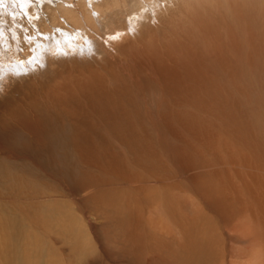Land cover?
<instances>
[{"label": "rangeland", "instance_id": "374dc122", "mask_svg": "<svg viewBox=\"0 0 264 264\" xmlns=\"http://www.w3.org/2000/svg\"><path fill=\"white\" fill-rule=\"evenodd\" d=\"M81 1L32 0L18 16L24 21L7 9L0 20L16 22V32L11 25L14 44L2 52L18 50L23 60L39 54L27 43L30 34L45 31L53 10L81 8ZM102 1L87 2L88 10ZM137 1L138 9L130 2L133 9L122 16L140 23L138 31L128 39L119 31L118 49L105 41L112 54L105 59L81 61L78 47L89 45L82 39L59 45L64 57L58 50L55 57L64 63L55 71H45L48 58L42 65L33 55L25 67L0 74V93L9 98L19 79L45 71L23 88L50 98L55 112L72 121L62 155L32 144L21 130L6 140L0 135V155L29 168L0 194L9 216L0 252L14 244V255L7 261L0 255L1 264L23 256L27 262L17 264H264V0ZM41 5L51 8L44 14ZM35 6L44 17L37 27L29 15ZM69 24L66 32L78 30ZM41 33L32 42L47 39L46 56L56 44ZM18 107L28 108L23 100ZM7 116L13 121L17 114ZM23 118L21 129H29Z\"/></svg>", "mask_w": 264, "mask_h": 264}, {"label": "bare ground", "instance_id": "6f19581e", "mask_svg": "<svg viewBox=\"0 0 264 264\" xmlns=\"http://www.w3.org/2000/svg\"><path fill=\"white\" fill-rule=\"evenodd\" d=\"M10 1H13L14 2V4L16 5L17 3H19L20 5H21V10H17V8H18V6L16 7V9H14V10H12L11 8H13V7H11V5L9 6L8 4H7V2H10ZM40 1V3H42V2H44L45 3V1L46 0H39ZM67 1V0H66ZM93 0H91V2H92ZM137 1V0H136ZM150 0H143V2L145 3V2H149ZM154 1V0H153ZM156 2H160V0H155ZM204 1H206V0H204ZM203 1V2H204ZM216 1V0H215ZM213 2V3H216V2ZM225 1V0H224ZM227 1V0H226ZM229 1V0H228ZM231 2H234V3H236V0H230ZM87 2H90V1H81V3L79 4L80 6H81V8L79 7V6H76V8L75 7H73L72 5H74V4H72L71 6H72V9H69V8H71V6L69 7V8H65L64 10H62V11H60V10H53V14H51L50 15V17H51V24H49V25H46L45 24V21H43L44 20V17L42 16V15H40L39 13H38V8L35 6V9L33 8L32 10L34 11H36L37 13H35V14H32L33 12H31V11H29V15L31 16V20H32V25H34L35 27H37L38 25L40 26V23L43 21V23H42V26L44 27V28H46L45 29V31H38L37 33H29L30 35H31V39H28V41H27V43L28 42H31L30 43V48H38V50H41L42 51V45H41V43H43L44 45L46 44V41H47V39H46V41L44 40V39H41V40H39V39H37L35 42H32V38H34V37H36V38H39V33H41V32H43V33H41V34H44V38H45V35H51L50 37H51V39H49V37H46V38H48L49 40H48V42L50 43V44H58L57 45V47H56V45H55V47L57 48V49H55V47L54 48H51V50H50V52H49V54L48 55H42L41 53V51H39L40 53L38 54V52H36L37 50L35 49V54L33 53L34 52V49H33V52H30L29 51V53H33V55H34V57H36L37 59H40V61H41V63H42V65L43 64H45L46 62H45V60L43 59V58H45V59H47L46 61H48L49 63H50V65H48V64H46V65H48L47 67L48 68H46L45 66V68H46V72H47V70L48 71H55V69H56V67H57V65H60V66H62V64L64 63V61L62 62L61 60H63L62 59V57H64L62 54H61V51H59L58 50V48H62V47H60L59 45H61L62 43H65V45L64 44H62V45H64V46H69L71 43H75V45L74 46H77V44H76V42H77V40H79V41H81L82 39L83 40H85L86 39V42L87 43H89V45L87 46L86 44H84V42H82L83 44L80 46L79 45V47H78V50H79V57H81V61H85L86 62V60H84V59H88V58H85L86 56H91L92 58L95 56L96 58H98V56H101L102 55V59H105V57H108L109 56V53H110V55H112L111 54V52H109V51H107L105 48V41H108L110 44H116L117 46L119 45V43L117 42V39L118 38H122V35H123V38L122 39H124V38H127L128 39V37L129 36H131L129 33H133L134 34V31L135 30H137V28H138V26L140 25V23H139V25L137 24L136 25V23L137 22H135V20L132 18L131 19V21H130V19L128 18V20H126L125 21V18H126V16L124 17V16H122V14L123 13H125V12H127V10H129L130 12H131V10L133 9V5H135V4H129L130 2L131 3H136V2H132V0L129 2V0H128V2H127V0H103L102 2H97V3H95V4H92V7H93V11H90V10H88V7H87ZM90 2V3H91ZM138 2V1H137ZM199 2V1H198ZM197 2V3H198ZM210 2H212L211 0H210ZM209 2V3H210ZM222 2H223V0H222ZM238 2V1H237ZM30 3H32V0H0V17H1V15L2 16H4L3 14H5V12L7 11V9H10L11 10V16H13V17H18V16H20V17H22V15L24 16V13L23 12H25V11H27L29 8V6H30ZM71 4V3H70ZM69 4V5H70ZM137 5H136V7L138 6V3H136ZM199 4V3H198ZM212 4V3H211ZM211 4H210V6H211ZM217 4V3H216ZM33 6V5H32ZM42 6V5H41ZM52 6V5H51ZM62 6H63V4H59L57 7H59V8H62ZM190 6H192V5H190ZM208 6V5H207ZM214 6H216V5H214ZM232 6H234L235 7V5H232ZM9 7V8H8ZM66 7V6H65ZM80 9H79V8ZM135 7V6H134ZM135 7V8H136ZM195 7V6H194ZM49 8H51V7H49V6H47V5H45L44 7L42 6V10H43V13L44 14H46V12H47V10L49 9ZM53 8V7H52ZM201 8V7H200ZM203 8V7H202ZM201 8V9H202ZM27 9V10H26ZM55 9V8H54ZM136 9H138V7L136 8ZM40 10V9H39ZM140 11V10H139ZM50 12V11H49ZM93 12H95V14H96V17H94L93 16ZM134 12V11H133ZM2 13V14H1ZM52 13V12H51ZM138 13V12H137ZM10 14H8V13H6V15L9 17L10 16ZM139 14V13H138ZM132 14H130L129 15V17L131 16ZM134 15V14H133ZM45 17H46V15H44ZM123 18H122V17ZM127 16H128V12H127ZM25 17V16H24ZM36 17L37 18H39L38 20V23H35L36 21L34 20V19H36ZM13 19V18H12ZM18 19L20 20V18L18 17ZM17 19V20H18ZM48 19V18H47ZM124 19V20H123ZM127 19V18H126ZM9 20V19H8ZM25 20V18H21V20L20 21H24ZM64 21H66L68 24H69V22H70V24L72 23V29L73 28H75V27H77L78 28V30H76V29H73V31H75L74 33H71V34H69L68 32H66V30L67 31H69L68 29H70V28H65V27H69L67 24H65V25H67V26H65L64 25ZM137 21V20H136ZM11 22H13V21H11ZM28 22V21H27ZM47 22V21H46ZM124 24H126V26L125 27H123L122 26V24L123 23ZM16 23V22H15ZM15 23H10V21H2V20H0V48H1V51H0V74L3 72V71H7V70H10L11 68H18V70H19V65H20V63L22 62V65L21 66H26V64H25V62L24 61H26V60H28V61H31V62H33V59H34V57H32L33 55L31 54H27L26 52H25V54H26V56L28 55H30L29 57H27L26 59H22V57H18V55L20 54V53H17L18 52V50H16V51H14L13 53H12V55L11 54H9V57H8V55H6V54H4L3 52H2V50L4 49V50H7L8 49V47H9V42H12L13 40H11L10 41V38H11V36H12V33H10V32H8V29L9 30H11L10 29V26L11 25H15ZM127 23H128V25H127ZM131 23H135V25H133V24H131ZM8 26H7V25ZM30 24V23H29ZM69 24V25H70ZM123 24V25H124ZM130 25V26H129ZM65 26V27H64ZM70 26V27H71ZM6 29H5V28ZM15 27V26H14ZM13 27V28H14ZM51 27H53V28H60V29H62V27H63V31H61V32H53L52 31V28ZM126 27H127V29H126ZM40 28V27H39ZM59 29V30H60ZM139 29V28H138ZM19 30H20V28H19ZM29 30V29H28ZM34 30V29H33ZM71 30V29H70ZM13 31H15L16 32V27L13 29ZM119 31H124L125 33L124 34H122V35H120V34H118V32ZM127 31H128V33H127ZM138 31V30H137ZM136 31V32H137ZM15 32H13V34L14 35H16L17 36V33H15ZM18 32V31H17ZM70 32V31H69ZM59 33H61L62 35H65V36H62V37H60L59 39H57L58 38V36H59ZM82 33H83V35H82ZM85 33V34H84ZM22 32L19 34V36H20V40H21V42L22 43H24V42H26V41H24L23 40V37H22ZM52 34H53V37H52ZM26 35V34H25ZM25 37V36H24ZM26 37H28V35L26 36ZM69 37H74V38H69ZM13 38V37H12ZM43 38V37H42ZM25 39V38H24ZM55 40V41H54ZM89 40H91V41H89ZM116 41V42H115ZM13 43V42H12ZM48 43V44H49ZM67 43L69 44V45H67ZM81 43V42H80ZM91 43H93V44H96V47L94 48V45L93 44H91ZM14 44V43H13ZM38 44V46H34V45H37ZM79 44V43H78ZM44 45H43V47H44ZM61 45V46H62ZM24 46L26 47V49L28 48L27 46H26V44L24 43ZM59 46V47H58ZM120 46V45H119ZM119 46L117 47V49L119 48ZM14 47V46H13ZM18 47V46H17ZM45 48V47H44ZM68 48V47H67ZM69 48H71V47H69ZM69 48H68V50H69ZM73 48V47H72ZM83 49V50H81V49ZM24 49V48H23ZM29 49V48H28ZM27 49V50H28ZM46 49H47V47H46ZM64 49H66L65 47H63V50ZM85 49H89L90 51H88V52H86L85 51ZM27 50H25L24 49V51H27ZM56 50H58L59 52H60V54L62 55V57H61V59H59L60 58V56L61 55H58L59 56V58H56L55 56L57 55L56 54ZM62 50V49H61ZM62 50V51H63ZM71 50V49H70ZM69 50V51H70ZM78 50L76 49V50H74V49H72V51H77L78 52ZM10 52H12V49H10L9 50ZM46 51V50H45ZM117 52H118V50H116ZM9 52V53H10ZM20 52V51H19ZM23 52V51H22ZM77 52H75V53H77ZM80 52H82V54L80 53ZM94 54L93 56H92V53ZM115 52V51H114ZM7 53H8V51H7ZM47 53V52H46ZM62 53H64V51L62 52ZM67 53H68V51H67ZM91 53V54H90ZM18 54V55H17ZM23 54V53H22ZM37 54H38V56H37ZM80 54H81V56H80ZM65 55V54H64ZM69 56H70V53L68 54ZM73 55V53L71 52V56ZM78 55V54H77ZM76 55V56H77ZM20 56V55H19ZM25 56V55H24ZM57 56V57H58ZM75 56V55H74ZM84 58H83V57ZM66 57V56H65ZM91 57H89V58H91ZM24 58V57H23ZM35 58V59H36ZM82 58H83V60H82ZM18 59H19V61H18ZM42 59V60H41ZM90 60H93V61H96V59L95 58H93V59H90ZM35 61V60H34ZM27 62V61H26ZM39 62V61H38ZM106 62V61H105ZM30 63V62H29ZM11 65V67L10 68H7V66L8 65ZM31 64V63H30ZM39 64H40V62H39ZM41 65V64H40ZM13 66V67H12ZM9 67V66H8ZM63 67V66H62ZM17 70V69H16ZM45 71H43L44 72V74H45ZM42 72V73H43ZM10 73V71L9 72H7L5 75H7V74H9ZM40 74V76L42 75V77L41 78H43V74ZM50 73V72H49ZM49 75V74H48ZM2 76V75H1ZM0 76V77H1ZM40 76L39 77H36V76H31V77H29V78H23V79H19L18 80V82L17 83H15L14 84V86H13V88H12V90L10 91L11 93H12V95H11V97H9L8 98V95L7 96H5V94H6V92L5 93H0V135H1V137L4 139L5 138V140L8 138V136H10L11 138H12V134H17V133H19V131L21 130L23 133H25V134H27V135H29V138H28V140H31V142H32V144L34 143V142H36V141H41L42 143H43V145L45 146L46 144H48V146L50 147V149H48V152H49V150L51 151H53V152H55L56 154H64L65 152H69V151H67L66 149L68 148V146H69V144H67V138L69 139V140H71V130H72V121H71V119H66V118H63L64 117V115H62L63 117H61V116H59L60 114H57L56 112H55V108L53 107V102H52V100L50 99V98H48L49 100L47 101V102H44V101H42L40 98H37L36 96H35V90H33V91H30V92H27V91H25L26 90V88H23V84H25L24 83V81L25 82H32L33 81V83L35 82L34 81V79L36 80V79H38V78H40ZM45 76V75H44ZM50 76V75H49ZM48 76V77H49ZM142 77V76H141ZM4 80H6V79H4ZM6 82V81H5ZM28 84V83H27ZM9 85V84H8ZM7 85V86H8ZM29 85V84H28ZM27 86V85H26ZM8 89H10V85H9V88ZM30 90V89H29ZM32 90V89H31ZM20 96H22V98L21 99H17L16 97H20ZM35 99L37 100V102H35ZM71 99V98H70ZM22 100H23V103L28 107L26 110H25V112L24 113H19L18 111H20L21 110V108H19L18 107V104H20L21 102H22ZM10 103H12L11 105H10ZM62 103V102H61ZM111 109V108H110ZM9 112L10 113H14V112H16V114H17V116H16V118L13 120V121H10L9 119H11L12 117H8L7 115L9 114ZM195 116V115H194ZM23 117H27L26 119H27V121L26 122H24V123H27V125H28V127H29V129H27V127L26 128H24V129H21V127H22V125H23V120H25ZM198 117V116H197ZM196 117V118H197ZM122 118V117H121ZM75 124V123H74ZM113 124V123H112ZM93 126V125H92ZM109 126V125H108ZM114 126V125H113ZM44 128L45 127V130L46 131H44V134H43V136H42V128ZM74 128H76V127H74ZM81 128V127H80ZM30 130V132L31 133H29L28 131H26V130ZM40 130V131H39ZM26 131V132H25ZM39 131V133L37 134V132ZM82 132V131H81ZM172 132V131H171ZM86 133V132H85ZM36 134H37V136H36ZM84 134V133H83ZM75 136V135H74ZM74 136H73V138H74ZM76 137V136H75ZM78 138V137H77ZM76 139V138H75ZM27 140V141H28ZM73 141V140H72ZM71 141V142H72ZM80 142H82L81 140H80ZM1 143V142H0ZM35 144V143H34ZM36 146V145H35ZM70 148V147H69ZM71 149V148H70ZM76 149H78L77 148V145H76ZM54 153V154H55ZM3 154V153H2ZM52 154V153H51ZM72 155V153H69L68 154V157L69 158H72L74 155H72V157H71V155ZM77 155V154H76ZM75 155V156H76ZM50 156V155H49ZM67 156V155H66ZM65 157V156H64ZM77 157V156H76ZM50 158V157H49ZM17 158H15V161H9L8 159H6V157H4V156H2V155H0V194H1V196H4V195H2V191H4V188H9L11 185H14L15 183H17L18 184V182H19V184H20V181H21V179H20V175H21V173L22 172H25V171H27L29 168L27 167V165H25L23 162H21V159L19 158V159H17ZM51 159V158H50ZM56 159V158H55ZM59 159V158H58ZM62 159V158H61ZM66 159V158H65ZM73 159V158H72ZM77 159V158H76ZM52 160H54V159H52ZM67 160V159H66ZM65 160V161H66ZM71 160V159H70ZM125 160V159H124ZM21 162V163H20ZM75 162V161H74ZM73 162V163H74ZM86 162V161H85ZM63 163V162H62ZM69 163V162H68ZM72 163V162H71ZM72 163V164H73ZM66 164H67V162H66ZM25 166L27 167L26 169H25ZM64 166H65V164H64ZM68 166V165H67ZM63 167V166H62ZM75 171V170H74ZM73 173V172H72ZM83 173V172H82ZM223 179V178H222ZM239 183V182H238ZM145 196V195H144ZM5 197V196H4ZM4 197L2 198L3 199V203H5V199H4ZM41 199V198H40ZM29 200V199H28ZM6 204H8V202L6 203ZM40 205H42V203L40 204ZM27 206V205H26ZM25 206V207H26ZM5 208H7L6 206L4 207L3 205L0 207V225H2V226H0V228L2 229V232L3 231H5L6 229H9L7 226H5V228L3 227V224H4V222H5V218H6V215H7V211L6 210H4ZM9 214V213H8ZM8 216V215H7ZM13 216V215H12ZM11 216V217H12ZM139 216V215H138ZM9 217V216H8ZM10 217V218H11ZM9 219V218H8ZM12 220V219H11ZM8 222V221H7ZM3 223V224H2ZM9 223V222H8ZM27 226V225H26ZM3 227V228H2ZM151 227V226H150ZM14 227H12V229H13ZM20 228V227H19ZM23 230V229H22ZM70 231V230H69ZM11 233H9V235L8 236H10V238H13L14 237V233L12 232V231H10ZM16 232V231H15ZM78 232V231H77ZM31 233V232H30ZM70 233H73V232H70ZM72 235V234H71ZM206 236V235H205ZM72 237V236H71ZM9 238V237H8ZM8 238H7V236H5V239H3L4 241H8ZM207 238V237H206ZM19 239V238H18ZM10 240V239H9ZM33 240V239H32ZM9 242V241H8ZM16 242V241H15ZM10 243H12V242H10ZM37 243V242H36ZM18 244V243H17ZM19 245V244H18ZM11 246H14V244L13 245H11V244H8V245H6V246H2V249H1V252H0V255H5L4 256V259L6 260V259H8V260H10V257H9V255L8 254H12V252H13V248L11 247ZM20 247V246H19ZM18 247V248H19ZM16 248V247H15ZM18 248L17 249H15L14 251H16V250H18ZM12 251V252H11ZM18 251H20V250H18ZM17 251V252H18ZM10 254V255H11ZM20 254H21V252H20ZM23 254V253H22ZM12 255H14V253L12 254ZM9 257V258H6V257ZM32 256V255H31ZM20 257V256H19ZM18 257V258H19ZM24 257V256H23ZM23 257H20V259L22 258L23 259ZM17 258V257H16ZM26 257H24V259H25ZM28 258H29V256H28ZM11 259H15V257L13 258H11ZM20 259H19V262H20ZM21 259V260H22ZM33 259V258H32ZM7 261V260H6ZM12 261V260H11ZM10 261V262H11ZM15 261V260H14ZM14 261H12L14 264L16 263H19L17 260H16V262H14ZM25 261H26V259H25ZM0 262H1V260H0ZM22 263L24 262V260L23 261H21ZM20 262V263H21ZM27 262V261H26ZM2 263V262H1ZM0 263V264H1ZM3 263L4 264H6L5 262H4V260H3ZM25 263V262H24ZM11 264V263H10Z\"/></svg>", "mask_w": 264, "mask_h": 264}]
</instances>
